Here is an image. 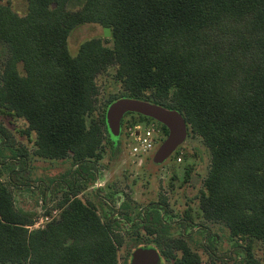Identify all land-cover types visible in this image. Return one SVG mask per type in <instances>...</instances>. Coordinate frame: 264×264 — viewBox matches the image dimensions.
Returning a JSON list of instances; mask_svg holds the SVG:
<instances>
[{"label":"trees","instance_id":"trees-1","mask_svg":"<svg viewBox=\"0 0 264 264\" xmlns=\"http://www.w3.org/2000/svg\"><path fill=\"white\" fill-rule=\"evenodd\" d=\"M69 1L27 0L21 15L0 0V42L8 49L0 107L26 121L38 156H71L76 166L60 214L43 228H29L33 214L15 207L17 182L0 181V264H119V220H102L78 197L102 157L107 107L120 98L96 112L97 76L109 65L126 97L178 110L202 138L211 155L202 216L228 228L243 262L264 264L254 251L264 249V0H85L76 9ZM85 23L110 27L111 37L88 38L72 54L69 35ZM0 136L13 143L2 125ZM27 153L19 147L12 155L25 163ZM146 229L174 264L200 263L159 224Z\"/></svg>","mask_w":264,"mask_h":264},{"label":"rangeland","instance_id":"rangeland-1","mask_svg":"<svg viewBox=\"0 0 264 264\" xmlns=\"http://www.w3.org/2000/svg\"><path fill=\"white\" fill-rule=\"evenodd\" d=\"M84 1L70 0L68 7L76 9ZM2 2L11 5L21 15L27 12V0ZM94 36L103 39L111 37L104 36V27L98 24L76 26L68 38L70 52L76 54L80 44ZM105 43L111 45L110 40H105ZM7 56V46L0 42V73ZM19 69L23 72L21 66ZM115 75L116 65H109L97 76L99 93L96 112L100 115L110 97L127 96L122 81ZM137 117L138 113H126L121 119L119 135L114 136L107 128L102 157L94 173L80 182L78 191V197L91 203L102 220L109 216L118 218L115 230L123 237V243L118 248L119 264H130L131 253L140 247L155 248L158 253L162 250L154 241L156 236L146 233V225L154 228L157 224L162 234L182 237L199 255V264H246L228 228L221 222L209 221L202 216L199 197L211 161L210 151L202 138L188 128L185 140L164 161L156 162L154 155L167 136L162 123L155 119L136 120ZM140 122L155 123L162 133V137L157 136L154 149L141 158L131 155L126 135L129 125ZM0 125L13 141L12 144L3 143L0 136V181L7 182L11 176L17 182L11 186L15 207L30 211L34 222L46 215L58 217L61 212L59 201L76 168L73 159L71 156L62 159L38 156L35 153V133H26V121L2 107ZM19 147L27 149L25 163L20 162V157L12 155ZM161 199L168 206L166 211L152 204ZM136 218L139 221L146 219V222L132 228L130 223ZM183 218L188 219L187 225L180 223ZM205 228L211 231L210 237H205ZM206 241L217 254L216 258L206 253L203 246ZM254 251L264 262V249L256 245ZM158 264L171 262L162 257Z\"/></svg>","mask_w":264,"mask_h":264},{"label":"water","instance_id":"water-1","mask_svg":"<svg viewBox=\"0 0 264 264\" xmlns=\"http://www.w3.org/2000/svg\"><path fill=\"white\" fill-rule=\"evenodd\" d=\"M111 35V28L104 27V36ZM128 112H135L153 118L164 124L168 134L159 145L154 160L164 161L186 138L188 125L182 113L160 104L135 97H120L114 100L107 108L106 123L110 132L116 136L120 134V124L123 116ZM160 255L155 248L140 247L133 252V263L158 264Z\"/></svg>","mask_w":264,"mask_h":264},{"label":"built area","instance_id":"built-area-1","mask_svg":"<svg viewBox=\"0 0 264 264\" xmlns=\"http://www.w3.org/2000/svg\"><path fill=\"white\" fill-rule=\"evenodd\" d=\"M127 139L129 140L128 146L131 155L134 157H143L150 153L155 147V141L158 136L162 137L161 129L155 125V123L140 122L129 125L126 129ZM181 157L178 158V161ZM56 217L46 215L39 219V221L33 222L29 228H43L46 223Z\"/></svg>","mask_w":264,"mask_h":264},{"label":"flooded vegetation","instance_id":"flooded-vegetation-1","mask_svg":"<svg viewBox=\"0 0 264 264\" xmlns=\"http://www.w3.org/2000/svg\"><path fill=\"white\" fill-rule=\"evenodd\" d=\"M1 161V160H0ZM4 163V162H3ZM195 177L193 178V182H195ZM159 202V201H158ZM157 202V203H158ZM157 207H160V208H162L163 210H167V208H168V206H167V204H165V202H160L158 205H157ZM164 213V212H163ZM109 217H111V216H109ZM114 217V216H113ZM115 219H117L118 220V218L115 216ZM144 222H146V219L144 220V221H139V219L138 218H136V219H134L131 223H130V225H131V227L132 228H137L136 226L137 225H141L142 223H144ZM180 223L181 224H183V225H187V223H189V221H188V219H181L180 220ZM143 225V224H142ZM147 226V225H146ZM205 231H206V234H205V237L207 238L208 236L210 237L211 236V231L208 229V228H205ZM136 233H137V231H135ZM146 233H148V234H150V235H153L152 233H150V232H148L147 230H146ZM164 235V234H163ZM164 236H166L165 238L166 239H170V241L171 240H175V239H177V240H180L181 242H186L182 237H170V236H167V235H164ZM187 243V242H186ZM188 244V243H187ZM189 246V245H188ZM203 246H204V248H205V251H206V253H208L209 254V256L211 257V258H216L217 257V254L212 250V248H211V245L209 244V243H207V241L206 242H204L203 243ZM192 250V249H191ZM135 251V250H134ZM133 251V252H134ZM193 251V250H192ZM133 252L131 253V257H130V264H142L140 261H136L137 263H133ZM195 252V251H194ZM173 253L177 256V257H181L182 256V254H183V250H182V248H177V249H174L173 250ZM159 255H160V262H161V258L162 257H164L166 260H168L169 262H171V264H174V257H166V256H164L163 255V253H162V250L159 252ZM213 260V259H212Z\"/></svg>","mask_w":264,"mask_h":264}]
</instances>
